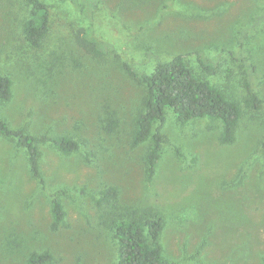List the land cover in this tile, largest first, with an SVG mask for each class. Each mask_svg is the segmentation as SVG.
Instances as JSON below:
<instances>
[{
  "label": "rangeland",
  "instance_id": "374dc122",
  "mask_svg": "<svg viewBox=\"0 0 264 264\" xmlns=\"http://www.w3.org/2000/svg\"><path fill=\"white\" fill-rule=\"evenodd\" d=\"M42 1L54 26L31 48L21 34L29 6L0 0V75L12 92L0 119L82 146L63 155L40 144V181L25 151L0 137V264L44 251L49 264H116L112 223L154 213L164 220L159 243L171 264H264V0H94L85 16L81 0ZM80 28L107 53L81 51L73 40ZM176 55L242 116L234 142L223 145L218 120L180 124L167 110L152 128L165 143L150 174L149 140L130 144L146 89L123 65L149 74ZM246 85L260 109L244 104ZM106 187L117 195L99 204ZM57 191L65 217L51 230Z\"/></svg>",
  "mask_w": 264,
  "mask_h": 264
},
{
  "label": "trees",
  "instance_id": "16d2710c",
  "mask_svg": "<svg viewBox=\"0 0 264 264\" xmlns=\"http://www.w3.org/2000/svg\"><path fill=\"white\" fill-rule=\"evenodd\" d=\"M55 1L63 3L70 0ZM81 1L80 14L85 16L96 1ZM24 2L29 6V15L21 25L22 37L31 48H40L54 26L51 6L42 0ZM73 40L79 49L88 55L102 56L107 53L108 46L95 41L90 28L76 30ZM198 62L204 70L211 69L202 59L198 58ZM123 68L129 75L137 76L146 89L142 110L136 115L130 131V144L135 147L149 140L145 162L150 174L154 172L162 145L165 143L159 129L153 131L152 128L155 123L164 121L167 110L173 113L175 120L180 124L202 118L218 120L221 124L219 142L223 145L234 142L235 129L242 116L240 105L196 76L185 64L182 55L158 62L149 74L137 73L126 64ZM245 87L247 95L243 102L246 107L260 109L263 101L257 98L248 85ZM11 96V80L0 75V103L9 101ZM0 137L14 142L25 151L30 173L40 181V144L49 145L63 155L74 153L82 146L81 142L66 135L34 136L27 131L26 126L14 129L1 119ZM58 193L57 191L51 194V230H57L65 217ZM99 195L98 203H106L115 198L117 190L114 187H106ZM163 226L164 220L158 213L151 214L142 221L122 219L113 222L111 230L116 240V264H171L162 257L159 243ZM52 261L53 256L48 251L33 252L24 264H49Z\"/></svg>",
  "mask_w": 264,
  "mask_h": 264
}]
</instances>
